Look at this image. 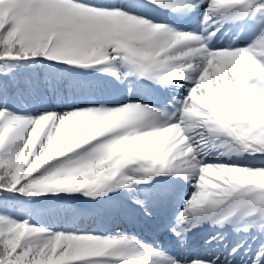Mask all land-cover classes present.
Listing matches in <instances>:
<instances>
[{
  "label": "snow or ice",
  "instance_id": "6c2138e0",
  "mask_svg": "<svg viewBox=\"0 0 264 264\" xmlns=\"http://www.w3.org/2000/svg\"><path fill=\"white\" fill-rule=\"evenodd\" d=\"M226 24L254 37L210 46ZM133 81L168 100L122 96ZM157 176L178 178L181 249L212 226L202 251L75 227L95 213L68 201L121 189L114 212L150 218ZM0 264H264V0H0Z\"/></svg>",
  "mask_w": 264,
  "mask_h": 264
},
{
  "label": "rangeland",
  "instance_id": "374dc122",
  "mask_svg": "<svg viewBox=\"0 0 264 264\" xmlns=\"http://www.w3.org/2000/svg\"><path fill=\"white\" fill-rule=\"evenodd\" d=\"M173 18V19H172ZM169 17V19L166 21L168 23H172L174 25L175 23V19L176 17L172 16ZM185 23H191L194 25L193 23V17H188V18H184L182 19ZM243 30H246V27H243V29H241L240 31V34L237 36V37H240L242 35H245V37L242 39V42L241 44H237L235 46H243V44L245 42H247V36L251 39L254 37V34H255V31H254V28L252 26H250L248 29H247V32L244 33ZM229 38V36H227V32L225 33V36H223V39H227ZM214 40V39H212ZM100 75L97 73V76ZM120 88V92H121V95L124 96V97H127L128 96V88L129 87H132L133 89L136 90L137 94L139 96L142 97V100L143 102H149L151 100H153L152 98H154L153 95H151V92H150V89H149V86L147 83H144V82H135L133 81V83L131 85H129L127 82H125L124 85H121V86H117ZM111 98H114V97H110L109 99ZM78 99H81V100H88V98H85L84 97V93H81L79 96H78ZM90 99V98H89ZM25 104H27L29 107L31 108H36V107H39L41 106L38 102L36 101H32V100H26L24 101ZM159 176L157 177H154V179H157ZM171 177H165V180H169ZM153 179V180H154ZM139 188H141V186H139ZM125 191L124 189H122L120 191V194H121V197L124 198V199H127L126 196H125ZM143 195V194H142ZM116 196V195H115ZM107 198L108 200V196L105 197V199ZM117 198V197H116ZM121 199V198H120ZM52 202V200L50 201ZM119 201L117 199H114L113 202H112V205H113V209H114V205L116 203H118ZM64 203V202H63ZM62 203V204H63ZM68 203L72 206V207H75V205H73L71 202L68 201ZM120 203V202H119ZM127 204H130V203H127ZM181 204H182V201H181ZM181 204L178 206V208L181 206ZM111 205V207H112ZM128 218V215H121V219H122V222H120V224H116L115 227H114V231L113 230H110V231H106V232H100L98 229H96V224L93 223V224H90L89 220L87 219L88 221V224H86V222L82 223V224H79V225H75V227H78L80 229H83V230H96L97 232H100V233H106V234H111V233H114L117 229H119L120 231L122 232H125L127 234H131V235H136L137 237H139L142 241L146 242V243H154L156 244V241L153 240V238H145L149 231L143 229V225H137V224H134V223H131L129 220H127ZM48 222L46 223H49V224H56L58 223V227L59 229H63L65 227H71L67 224V221L66 219H60L59 221L55 220L54 218H49V217H45ZM49 218V219H48ZM119 220V219H118ZM116 219V221H118ZM141 231H144L142 234H141ZM137 233V234H136ZM151 239V240H150ZM178 239H175L173 242H172V245L173 244H176L178 243Z\"/></svg>",
  "mask_w": 264,
  "mask_h": 264
},
{
  "label": "bare ground",
  "instance_id": "6f19581e",
  "mask_svg": "<svg viewBox=\"0 0 264 264\" xmlns=\"http://www.w3.org/2000/svg\"><path fill=\"white\" fill-rule=\"evenodd\" d=\"M182 30H184V31H191V28H189V27H183ZM221 34L222 33L220 32L218 34V36H220ZM228 44H229L228 41L227 42L226 41H218V42H215V43H212V44L210 42V46L211 45H215L217 47H226V46H228ZM150 235L153 236V237L159 238V236L156 234L155 231L151 232ZM172 236H173V239L172 240H174L176 238V236L175 235H172ZM170 249H171V247H170V244L169 243L166 242L165 244H163L162 250L168 251V252L172 253Z\"/></svg>",
  "mask_w": 264,
  "mask_h": 264
},
{
  "label": "trees",
  "instance_id": "16d2710c",
  "mask_svg": "<svg viewBox=\"0 0 264 264\" xmlns=\"http://www.w3.org/2000/svg\"><path fill=\"white\" fill-rule=\"evenodd\" d=\"M72 201H73V202H76V203L87 204V203H89V202H90V203L93 202L94 200H89V199L84 198V197H76V198L72 199ZM34 204H35V207H36L37 209H40V208L37 206L36 201H34Z\"/></svg>",
  "mask_w": 264,
  "mask_h": 264
}]
</instances>
